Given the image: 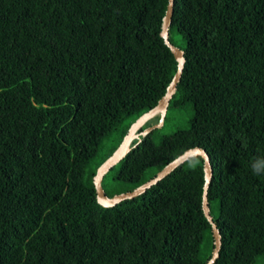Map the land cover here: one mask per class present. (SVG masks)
Here are the masks:
<instances>
[{
  "label": "trees",
  "instance_id": "trees-1",
  "mask_svg": "<svg viewBox=\"0 0 264 264\" xmlns=\"http://www.w3.org/2000/svg\"><path fill=\"white\" fill-rule=\"evenodd\" d=\"M167 4L0 0V264L210 258L201 156L113 206L98 201L93 183L177 69L160 34ZM170 39L186 61L168 109L189 103L193 114L159 142L154 131L142 136L112 167L115 178L132 189L185 149L205 148L222 236L213 264H255L264 257V0H174ZM120 125L116 143L88 171Z\"/></svg>",
  "mask_w": 264,
  "mask_h": 264
},
{
  "label": "water",
  "instance_id": "water-1",
  "mask_svg": "<svg viewBox=\"0 0 264 264\" xmlns=\"http://www.w3.org/2000/svg\"><path fill=\"white\" fill-rule=\"evenodd\" d=\"M173 11L174 0H168L167 8L162 20V28L160 34L177 59V69L169 84L167 85L165 93L160 97L157 104L143 112L131 123L119 145L97 167L96 172L93 176V183L96 189L98 201L103 206H113L121 202L122 200L133 198L141 193H144L147 188L151 187L153 184L157 183L159 180L170 174L173 170L182 165L190 157L201 156L204 160L203 166L205 179L202 192V209L206 218L212 226L211 229L214 244L211 256L205 264H213L220 255L222 236L217 223L211 213L209 204L208 188L212 180L213 168L211 165L210 157L205 148L201 146H194L185 149L182 153L174 157L172 160L168 161L160 170L156 172L154 176L150 177L143 183L133 187L130 190L113 195H108L102 183L104 175L107 173V171L111 169L115 164H117L122 158H124L126 154L140 142L142 136L148 134L153 129V127L151 126L140 130V128L146 123L148 119L159 114L160 123L158 124V126L163 124L170 100L173 97L174 93L177 91V85L181 80L186 58L184 49L173 43L170 39V27L172 24ZM135 139H137V141L134 142Z\"/></svg>",
  "mask_w": 264,
  "mask_h": 264
},
{
  "label": "rangeland",
  "instance_id": "rangeland-1",
  "mask_svg": "<svg viewBox=\"0 0 264 264\" xmlns=\"http://www.w3.org/2000/svg\"><path fill=\"white\" fill-rule=\"evenodd\" d=\"M171 35L173 36L175 40H177L179 44H182L180 34L177 32L176 29L171 30ZM167 111L168 112L165 116V120L163 124L158 126V124L160 123L159 114L151 117L145 123L146 126L144 128H148L151 126L153 127L151 131H154L153 137L156 142H159L163 135L171 134L178 128H186L188 126L189 119L191 118L193 114V107L188 103L184 105L183 107H176V108L170 107ZM131 119L132 117L125 119L122 124L127 125L130 121H132ZM120 129H121V125L119 126L118 130L113 131L110 135H108L104 139V141L101 144L98 157L91 161V163L88 166V171H91V167L92 166L94 167L100 161V159L110 151L111 147L116 143V141L119 138L118 134H119ZM117 169H118V165H116L114 169L113 168L109 169L105 177L103 178V181H102L103 187L108 195H111V194L113 195L116 193L130 190V187L132 186L130 182L122 181V180L115 178ZM152 171L153 169L150 168L146 170L145 174L148 175ZM215 201L216 200H213L212 204H213L214 212H217ZM207 252H208V249H205L203 251L204 255L207 254ZM255 264H264V257L262 255L258 256Z\"/></svg>",
  "mask_w": 264,
  "mask_h": 264
}]
</instances>
